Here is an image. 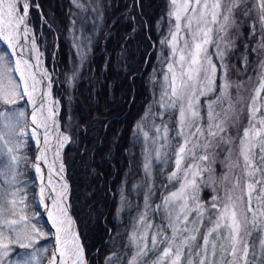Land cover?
Returning <instances> with one entry per match:
<instances>
[{"label":"snow or ice","instance_id":"obj_1","mask_svg":"<svg viewBox=\"0 0 264 264\" xmlns=\"http://www.w3.org/2000/svg\"><path fill=\"white\" fill-rule=\"evenodd\" d=\"M73 2L83 7L79 0ZM170 3L169 16L175 23L169 36L161 40L162 45L170 48V58L156 101L164 111L153 114L149 109L155 135L150 137L147 131L143 135L151 145L159 144L146 152L145 172H150L153 156L165 162L174 157V169L167 179L175 190L164 195L156 206L162 212L161 224L149 221L147 211L140 214L141 227L130 238L135 253L127 264H264V240L258 246L248 242L252 230L264 231V0H251V3L249 0H170ZM30 7L29 0H0V43L6 45L0 52V105L9 106L0 108V156L7 157L6 163L0 160V175L7 172L6 182L13 185L4 194L10 199L0 197V264H4L3 258L9 255L13 244L33 248V242L45 235L33 222L35 217L26 214V193L14 186L20 182L18 169L26 159L20 150L24 138L29 136L40 146L36 161L47 165L45 173L41 163H33L40 175L39 204L56 231L55 248L47 264H88L70 215L69 184L64 178L62 150L73 140L60 130L56 119L58 101L52 99L51 76L41 68L34 37L31 51L37 53V63L33 65L24 57L22 38L27 40L32 33L28 26ZM239 16L252 20L250 35L258 37L250 50L258 57L253 70L256 83L247 98L248 124L239 137L236 163L230 159L231 147L221 163L225 168L240 167L246 179L241 195H234V190L240 188L237 175L223 197L212 196L204 202L200 197L202 187L215 183L213 165L218 153L212 149L233 143L228 130L243 111L238 106L244 101L240 89L245 82L231 79L230 73L240 70L227 59L236 50ZM210 47L215 51L210 52ZM248 54L245 46L241 54L245 73ZM14 73H19L18 80L13 78ZM45 79L47 93L41 90ZM252 80L249 76L248 83ZM202 97L206 98L203 114ZM25 98L32 104L30 133L25 113L11 107ZM175 114L177 119H173ZM156 115L161 118L160 125L155 124ZM165 115L172 128L164 121ZM138 127H141L139 122ZM170 133H174L171 138ZM205 173L209 174L207 178ZM223 175L227 178V172ZM46 252V248H34L31 253L21 255L17 264H41L42 254ZM114 257L120 259L113 253L106 264H111Z\"/></svg>","mask_w":264,"mask_h":264},{"label":"trees","instance_id":"obj_2","mask_svg":"<svg viewBox=\"0 0 264 264\" xmlns=\"http://www.w3.org/2000/svg\"><path fill=\"white\" fill-rule=\"evenodd\" d=\"M32 1L35 6L30 23L45 52L46 65L53 72L62 130L73 140L64 151L63 162L71 185V210L87 262L106 264L115 253L120 259L114 257L111 264H127L135 253L131 234L140 214L146 211L149 195L148 207H153L156 222L162 223V212L156 206L175 189L163 175L172 170L171 166L158 168L150 186L143 143L136 131L158 96L169 59V48L161 40L174 26L169 16L170 0H79L83 7H77L73 0ZM248 20L240 17L236 50L229 55L230 64L240 70L232 72L236 78L255 77L258 57L250 50L258 37L250 35ZM75 34L91 40L83 59L74 46ZM245 46L249 49L247 73L241 63ZM241 125L238 131L243 129ZM24 143L26 159L20 163V175L26 211L29 216V211L33 213V222L45 234L37 245L49 244L50 256L51 235L36 203L31 168L35 150L29 137ZM11 250L7 264H14L15 258L29 249L13 244Z\"/></svg>","mask_w":264,"mask_h":264},{"label":"rangeland","instance_id":"obj_3","mask_svg":"<svg viewBox=\"0 0 264 264\" xmlns=\"http://www.w3.org/2000/svg\"><path fill=\"white\" fill-rule=\"evenodd\" d=\"M251 1V0H249ZM240 17L242 16H239L238 17V21H240ZM175 23V21H174ZM248 23L249 25H251L252 21L251 20H248ZM29 25L31 26V28L33 29L34 31V34H35V38H36V43H38V45L40 44L39 41H38V34L37 32L35 31V27L32 23H29ZM251 30V29H250ZM169 36V35H168ZM74 41H75V48L78 52V55L80 57V59H83L85 57V55L88 54L89 50H90V46H91V40H90V37H83L81 34H75L74 35ZM4 45V43H0V52L4 51L5 49L2 47V45ZM6 46V45H5ZM41 50H43V48L40 46ZM169 48V47H168ZM209 51L210 52H214L215 49L210 47L209 48ZM43 55H42V65L43 67L48 71L49 75L51 76V81H52V77H53V73H52V69H49V67H47L45 65V55H44V51H42ZM169 53H170V48H169ZM230 55V54H229ZM169 58H170V55H169ZM215 57H213V60L215 61ZM228 59V62L230 63V57L228 56L227 57ZM169 60V59H168ZM14 61V60H13ZM167 72V67L165 69V72L164 74ZM240 75V74H239ZM164 76V75H163ZM230 76H231V79L237 83H240L241 81H244L245 84L243 87H241L240 89V94L241 96L244 98V101L242 102L241 105H239L238 107L242 108L243 111L241 112V116H240V119L234 124V126L230 127L229 130H228V136L229 137H232L233 138V143L231 145L229 144H220L219 147H216L214 146L212 151L214 153H218L217 157H216V164L213 165V168H214V180H215V183L214 185H212L211 187H202V190L200 192V197H201V200L204 201V202H208L211 200L212 196H219V197H223L225 195V192L227 189H231L232 186H233V183H234V179L237 175L240 176V188H236L234 190V195H241V190L243 189L244 187V182H245V176L242 172V169L240 167H233V168H225L223 166V164L221 163L222 161L225 160V157L228 155V148L231 147L232 148V155L230 157L231 161L233 164L236 163V160H237V156H238V143H239V137L242 136L243 134V129L245 127H247V124H248V121H247V118H246V102H247V98L250 96L251 94V88L255 86V77L253 78L252 82L251 83H248V77H246L244 79L243 76H240V78H236L237 76L234 77V75L232 74V72L230 73ZM13 78L14 79H19V76H17L16 73L13 74ZM71 83L72 81L74 80L73 77H71ZM48 83V81H47ZM164 81H163V78H162V81H161V84H160V90H159V93H158V96L157 98L154 99V101L148 106V108L146 109V112L144 113V116L142 117V120L140 122L141 124V127H137V136L141 139L142 143H143V147H144V158H145V154L146 152L150 149V148H153V147H159V144L157 145H151L150 142H146L145 141V137L143 135V133L145 131L149 132V136H154L155 135V131L154 129L152 128V116L151 114H149V109H151V113L153 114H158V113H161L163 112L164 110L162 108H160L159 104L156 102L159 100V97H160V93L162 91V85H163ZM233 94L235 95V92H233ZM205 99L206 98H201V103H202V114L204 113V107H206L205 105ZM208 99H211V97H209ZM58 100V98H57ZM25 101V99H24ZM27 102V100H26ZM9 106H4V108H7ZM11 107H14L15 109H17L18 111H23L25 113V120L27 118V114H28V109H27V106L24 105L23 103V99L22 100H19L18 103L15 105V106H11ZM58 108H59V105H58ZM178 118V114H175L173 116V119H177ZM243 118V119H242ZM164 121L165 122H168V124H170L168 121V116L165 115L163 117ZM242 119V125H241V122L240 120ZM155 124L156 125H160L161 124V118L159 115H156L155 116ZM239 125H241L243 127L242 130L238 131V128L240 127ZM28 128V127H27ZM28 132L30 133L31 132V129L29 130V128L27 129ZM241 133V134H239ZM170 138H171V133H170ZM162 143V141H161ZM173 143H175V141H173ZM70 145V144H67L63 150H62V159H63V154H64V151L65 149L67 148V146ZM162 151H164L162 149ZM169 152V154L171 153V150L168 149L167 150ZM0 160H2L3 162H7V157L6 156H0ZM145 161V159H144ZM174 157H171L167 160V162H165L164 160H156L155 157L153 156L152 158V167H151V170L149 173H146L148 174V180L150 181V186L153 187L154 185V180H155V172H157L156 170L158 168L160 169H165L169 166L172 167V170L174 169ZM64 163V162H63ZM242 163V161H241ZM170 170V172L172 171ZM19 173L21 171V165L19 166V169H18ZM169 172V173H170ZM227 172V178H224V173ZM65 173H66V168H65ZM166 178H167V175L168 173H164L163 174ZM208 173H205V177L207 178L208 177ZM8 175H7V172L4 173V175H0V197H2V199H10V197L4 195L8 192H10L12 190V187L13 185L11 183H8L6 182V180H8ZM18 180L20 181L19 183L15 184L14 186L15 187H20L22 188L21 186V175L18 176ZM167 182L168 184H172V182L168 181L167 179ZM28 184H29V181H28ZM37 188L38 187V182H36V185H35ZM178 186V185H177ZM204 188V189H203ZM213 188L215 190H213ZM23 189V188H22ZM38 189V188H37ZM209 189V190H208ZM149 190V189H148ZM175 190V189H174ZM172 190V191H174ZM207 190V192L205 193V191ZM167 195V194H166ZM152 197V194L149 195V199H151ZM27 198V197H26ZM205 198H207L208 201H205ZM149 199H147V207L149 205ZM247 198L245 197V200ZM0 202H2V200H0ZM36 203H38V198L36 199ZM39 204V203H38ZM253 206H255V201H253ZM146 207V211H147V217H148V220L151 221L154 225H159L161 224L160 222H156V220L154 219V209L153 207L150 205L147 209ZM27 210V208H26ZM26 214L28 215V212L26 211ZM29 214L34 216L33 213H31L29 211ZM248 216L249 218L251 217V214L248 213ZM205 223L207 224V221H205ZM141 225L140 223L138 222L136 228L134 229V231L140 229ZM202 231H204V229H201ZM133 231V232H134ZM133 234V233H132ZM131 234V235H132ZM151 235V231H149V236ZM40 239H38L37 241H34L33 244H34V247L33 248H28L29 250L25 251V253H31L34 248H46L47 249V252H48V248H49V244H47V246H44V245H37V242H39ZM261 240H264V231H261V230H252L251 231V235L250 237H248V242L250 245L252 244H255V245H259L260 241ZM16 245V244H14ZM36 246V247H35ZM250 251H251V248H250ZM12 252V250H10L9 254ZM46 253H43L42 254V259H41V264H47V261L48 259L50 258V256H48V254ZM45 257H47L46 261H45ZM19 257H16L15 258V263L14 264H17V260H18ZM4 260V264H7V261L9 260L8 259V256L7 257H4L3 258ZM150 264V262H149Z\"/></svg>","mask_w":264,"mask_h":264},{"label":"bare ground","instance_id":"obj_4","mask_svg":"<svg viewBox=\"0 0 264 264\" xmlns=\"http://www.w3.org/2000/svg\"><path fill=\"white\" fill-rule=\"evenodd\" d=\"M28 26L31 28V26L28 24ZM32 29V28H31ZM32 37H34V39H35V43H36V38H35V34H34V31H33V29H32V33H31V36L29 37V39H27V40H24L23 38H22V43L24 44V49H23V51H24V57H25V59H28L29 60V62L31 63V64H33V65H35L36 63H37V60H36V55H37V53L35 52V51H31V39H32ZM36 47H37V50H38V52H39V54H40V60L42 61V53H41V50L39 49V47H38V45H37V43H36ZM41 68L42 69H45L44 67H43V65L41 64ZM19 74V73H18ZM47 79H45L44 80V82H43V84L41 85V90H42V92H44V93H47L48 92V88H47ZM51 96H52V94H51ZM52 99H53V96H52ZM54 100V99H53ZM45 101H47V97H45ZM55 101V100H54ZM29 104H30V106H31V113H32V104L29 102ZM58 106V105H57ZM32 126V125H31ZM41 131H43L42 129H41ZM38 150H39V152H40V146L38 145ZM49 155V159H51V153H49L48 154ZM39 162V161H38ZM39 163H41V168H42V170L45 172V173H47V165L46 164H44L43 162H39ZM37 177H38V181H39V185H40V175L37 173ZM65 178V177H64ZM49 219V218H48ZM50 221V220H49ZM50 223H51V221H50ZM55 229V228H54ZM55 233H56V231H55Z\"/></svg>","mask_w":264,"mask_h":264},{"label":"water","instance_id":"obj_5","mask_svg":"<svg viewBox=\"0 0 264 264\" xmlns=\"http://www.w3.org/2000/svg\"><path fill=\"white\" fill-rule=\"evenodd\" d=\"M29 2H30V5L32 6V2H31L30 0H29ZM30 8H31V7H30ZM51 83H52V82H51ZM51 91L53 92V83H52ZM56 119H58V116H57ZM59 122H60V121H59ZM30 123H31V120H30ZM37 156H38V146H37ZM68 184H69V182H68ZM69 189H70V185H69ZM38 196H39V191H38ZM67 202H68V204H69V200H68ZM42 209H43L44 216H45L46 220L48 221L49 228H50V230H51V232H52V237H53V250H54V248H55V235H56V233H55V229H54V227L52 226V224L50 223V221H49V219H48V216H47V213H46L45 209L43 208V206H42ZM70 215H71V217H72L73 220H74V217H73V215H72V213H71V209H70Z\"/></svg>","mask_w":264,"mask_h":264}]
</instances>
